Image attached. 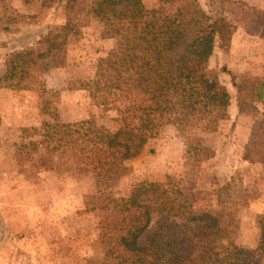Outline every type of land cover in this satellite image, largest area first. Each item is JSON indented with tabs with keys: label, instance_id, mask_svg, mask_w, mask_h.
Segmentation results:
<instances>
[{
	"label": "trees",
	"instance_id": "trees-1",
	"mask_svg": "<svg viewBox=\"0 0 264 264\" xmlns=\"http://www.w3.org/2000/svg\"><path fill=\"white\" fill-rule=\"evenodd\" d=\"M24 1H37L41 11L61 4L66 22L48 28L34 46L7 56L0 88L36 89L39 69L63 67L68 45L89 19L115 41L96 60L90 94L97 106H117L119 127L106 130L91 120L52 127L47 144L23 153V165L37 172L89 165L97 177L109 180L139 154L148 136L170 122H179L189 134L218 131L229 120L230 96L208 61L215 49L229 50L233 35L221 15L229 13L247 34L264 39V10L241 0H205L209 10L199 0H161L153 8L141 0ZM221 71L230 76L238 113L257 112L256 105L264 104V79ZM197 77L206 85L192 92ZM193 141L200 152L208 151L200 140ZM242 161L264 164V112L252 124ZM181 199L180 190L149 183L119 200L108 193L86 196L84 204L100 217L105 257L119 264H261L264 215L257 219L256 250L227 245L214 252L207 243L219 239L221 218L183 211ZM154 215L157 228L141 245Z\"/></svg>",
	"mask_w": 264,
	"mask_h": 264
},
{
	"label": "rangeland",
	"instance_id": "rangeland-1",
	"mask_svg": "<svg viewBox=\"0 0 264 264\" xmlns=\"http://www.w3.org/2000/svg\"><path fill=\"white\" fill-rule=\"evenodd\" d=\"M159 1L141 0L147 8ZM241 1L264 10V0ZM199 2L209 10L205 0ZM221 20L233 32L230 48L215 49L208 67L230 96L229 120L214 133L191 134L179 122H170L148 136L139 154L109 180L97 177L89 165L46 172L23 165V153L47 144L58 124L91 120L106 130L119 127L117 106H97L90 94L96 60L115 46L95 20L80 27L67 47L63 67L39 69L36 89L0 88V264H119L105 257L99 242L100 217L86 211L85 198L108 193L119 200L149 183L180 190L183 211L211 212L221 218L219 239L207 243L214 252L227 245L258 248L264 164H247L242 156L264 104L256 105L257 112L238 113L230 76L221 69L264 79V39L247 34L229 13ZM65 22L61 4L41 11L37 1L0 0V76L7 56L34 46L48 28ZM205 81L197 77L192 92L202 89ZM194 138L206 153L196 148ZM156 221L154 215L141 245L156 230Z\"/></svg>",
	"mask_w": 264,
	"mask_h": 264
}]
</instances>
